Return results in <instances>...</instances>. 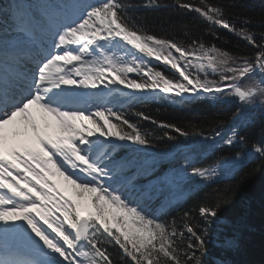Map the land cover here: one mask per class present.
I'll return each instance as SVG.
<instances>
[{"label":"snow or ice","instance_id":"6c2138e0","mask_svg":"<svg viewBox=\"0 0 264 264\" xmlns=\"http://www.w3.org/2000/svg\"><path fill=\"white\" fill-rule=\"evenodd\" d=\"M175 3L251 52L153 32L138 10L162 0H0V264H206L213 246L221 255L207 264H236L227 254L245 226L224 213L238 190L218 185L252 157L264 161V137L246 135L257 113L264 121V31L253 30L264 17L233 2ZM202 99L240 103L229 135L125 111L133 101ZM217 137L228 154L202 163ZM157 141L171 142L169 171L156 170ZM190 182L216 187L165 219Z\"/></svg>","mask_w":264,"mask_h":264},{"label":"trees","instance_id":"16d2710c","mask_svg":"<svg viewBox=\"0 0 264 264\" xmlns=\"http://www.w3.org/2000/svg\"><path fill=\"white\" fill-rule=\"evenodd\" d=\"M140 4L143 0H135ZM198 4L199 0H185ZM213 3L224 4L233 2L236 10L245 17H251L257 21L264 17V0H212ZM163 7L159 9L140 8L138 13L144 18L147 26L159 35L173 37L180 41L190 42L193 38H203L207 43H215L225 51L232 53L246 54L251 52L250 46L241 37L221 28L218 25L210 26L202 17L196 13L187 12L176 6L175 0H162ZM231 19L234 23L240 21L235 16ZM254 31H264V27L259 24L253 25ZM217 33L220 39H214L210 33ZM164 100H149L147 103L133 101L130 107L125 108L132 119H137L135 113L144 111L154 119L175 123L189 131L199 132L203 130L205 135L211 134V128L220 125L219 129L222 136L230 134L229 117L238 107V101H213L202 99L193 103L176 104L173 106ZM143 127L149 133L160 135L156 126L148 121L142 122ZM175 135V134H174ZM250 142L259 141L264 137V121L259 119L257 113L256 120L247 129ZM219 146L209 148L200 156L202 163H212L218 159L221 154H228L227 146L223 145L219 137L216 138ZM199 141L194 137V142ZM171 142L157 141V149L160 153L156 157L169 158L164 155ZM249 149H245L248 152ZM264 164L258 156L252 157L247 161V166L239 169L234 178L225 179L218 185L220 188L231 186L238 190L236 199L232 205L225 211L226 219H237L242 221L245 226L241 231V246L238 251L227 254V258L235 261L236 264H264V168L254 176L248 177L246 173L253 167H259ZM212 187H216L215 185ZM212 187L205 188L203 185L196 189H191L189 196L176 204L168 207L165 211L169 213L165 219L179 217L184 210L194 209L206 193L212 192ZM219 250L213 246V256L206 257V264L209 259H219Z\"/></svg>","mask_w":264,"mask_h":264},{"label":"rangeland","instance_id":"374dc122","mask_svg":"<svg viewBox=\"0 0 264 264\" xmlns=\"http://www.w3.org/2000/svg\"><path fill=\"white\" fill-rule=\"evenodd\" d=\"M155 63H159V64H161V67H163L162 62H155ZM173 106H176V104H174ZM160 158H163V157H160ZM198 186H200V184H196V183H194V182H190V183L187 185V188H188V189H195V188H197Z\"/></svg>","mask_w":264,"mask_h":264}]
</instances>
